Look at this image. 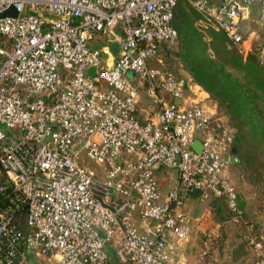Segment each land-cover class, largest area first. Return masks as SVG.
Masks as SVG:
<instances>
[{"label":"built area","instance_id":"obj_1","mask_svg":"<svg viewBox=\"0 0 264 264\" xmlns=\"http://www.w3.org/2000/svg\"><path fill=\"white\" fill-rule=\"evenodd\" d=\"M179 1L0 0V12L21 4L0 18V264H108L109 245L122 262L176 264L194 231L193 188L238 209L228 117L189 100L161 56L178 41ZM188 1L198 27L232 44H246L256 7L264 28V0ZM220 235L205 234L200 261Z\"/></svg>","mask_w":264,"mask_h":264},{"label":"trees","instance_id":"obj_2","mask_svg":"<svg viewBox=\"0 0 264 264\" xmlns=\"http://www.w3.org/2000/svg\"><path fill=\"white\" fill-rule=\"evenodd\" d=\"M198 17L197 12L186 9L184 0L179 1L173 26L178 31L179 43L175 56L182 74L177 72L176 75L187 83V74L191 81L209 93L220 112L228 117L234 133L233 146L240 156L243 154L241 159L245 160L243 150L250 148V153L258 157V153H264V62L259 59L258 47L243 57L235 49L229 48L223 32L212 29L204 31L196 26ZM259 176L263 183L264 169ZM210 206L214 218L223 224L229 220L236 221L244 213L231 209L225 196H214L210 199ZM220 233L216 248L224 243L223 232ZM112 263L131 264L115 257Z\"/></svg>","mask_w":264,"mask_h":264},{"label":"crops","instance_id":"obj_3","mask_svg":"<svg viewBox=\"0 0 264 264\" xmlns=\"http://www.w3.org/2000/svg\"><path fill=\"white\" fill-rule=\"evenodd\" d=\"M257 7L252 11L250 19H256L258 15ZM252 35L254 33L252 32ZM112 56L105 55L108 61L118 56V49L115 46H110ZM186 74V73H185ZM186 79L189 81L185 83L187 97L189 100L201 101L206 105L217 107V104L210 99V95L200 85L191 81V78L186 74ZM163 177V187L175 182L177 176L173 171L166 172L160 175ZM168 180V185L164 181ZM241 193L246 201L244 213L236 218L240 222L241 228L230 226V231L224 232L225 224L218 222L214 218V212L210 206V199L203 200L200 196H190L186 209L192 219L194 220V231L191 234L189 242L176 253L174 260L176 264H251L255 259V249L259 247L264 252V215L260 216L254 208L253 203L248 199L246 194ZM138 224L143 226L141 221ZM245 225V226H243ZM229 226V225H226ZM234 228V230H233ZM222 230L224 235V243L217 247L211 257L206 261L198 259L201 250L202 239L207 232ZM109 262H113L115 250L113 245L108 247ZM119 263V261H118Z\"/></svg>","mask_w":264,"mask_h":264},{"label":"rangeland","instance_id":"obj_4","mask_svg":"<svg viewBox=\"0 0 264 264\" xmlns=\"http://www.w3.org/2000/svg\"><path fill=\"white\" fill-rule=\"evenodd\" d=\"M184 3H185L186 9H188L189 11H192V12H196L188 0H184ZM195 25H196V23H195ZM206 30H208V29H206ZM206 30H204V31H206ZM243 30L245 33V38L247 40L246 44H244V45L232 44L230 42V40L228 39V37L226 35L225 36L227 37V41L229 42V48L235 49L238 53H240L244 57V49H248L249 47H252V49L254 50L256 47H259L260 44L264 43V28H259L256 19L255 20L249 19L248 21H246L244 23V29ZM254 30L259 31V33H258L259 35H258L257 39L255 37V34L252 35V32ZM208 40H209V38H208ZM178 43L179 42H177L175 44H165L161 47V56L163 58L165 66H167V68H170V71L175 73L176 77H178L176 75V73L178 72V74H180V72L182 71V70H180L181 65L179 63V60L175 56V50H177V48H178ZM210 52L212 53V51H210ZM249 53H251V52H249ZM235 72L238 73L237 71H235ZM181 74H182V72H181ZM143 102L145 104L148 103V97L145 93H143ZM144 106L147 109H151L150 105H144ZM217 109L219 110L218 106H217ZM250 150L252 151L251 148H250ZM250 150L249 149L243 150L245 160L241 159L243 154H241V156H240L239 152L237 153L239 161L230 166V173L229 174L231 176L232 183L234 184L236 190L246 194V196L248 197V199L252 203L254 201V208L256 207L255 209L257 210L258 214H260V216L261 215L263 216L264 215V182L263 183L261 182V178L259 176V173L261 174L263 169H264V153L260 152V153H258L259 156L256 157L252 152L250 153ZM257 165H258V169L256 168ZM89 167L91 169L96 168V166L93 164H89ZM161 179L163 181V177ZM161 179H160V181H161ZM164 184L168 185V180L164 181ZM213 197L214 196L212 195L210 197V199H212ZM224 224L226 227L224 232L230 231V229H229L230 226H235L236 228H238V227L241 228L239 221L229 220V221H226ZM226 225H229V226H226ZM243 226H245V225H243ZM233 230H234V228H233ZM220 231H222V230L220 229ZM108 264H111V263L108 262Z\"/></svg>","mask_w":264,"mask_h":264},{"label":"water","instance_id":"obj_5","mask_svg":"<svg viewBox=\"0 0 264 264\" xmlns=\"http://www.w3.org/2000/svg\"><path fill=\"white\" fill-rule=\"evenodd\" d=\"M21 9V4L15 3L11 5L8 9L3 10L0 12V18H5V17H17ZM88 74L90 79H93L95 74H96V68L92 67L88 70ZM132 75V74H131ZM183 84V83H182ZM193 147L197 150L200 151V144L199 142H195L193 144ZM238 149L236 147L232 148V159L231 162L232 164L236 163L239 161L238 156ZM203 191L202 187H195L191 190L190 196H199ZM237 200H238V211L240 213L244 212L246 201L241 193H237Z\"/></svg>","mask_w":264,"mask_h":264}]
</instances>
